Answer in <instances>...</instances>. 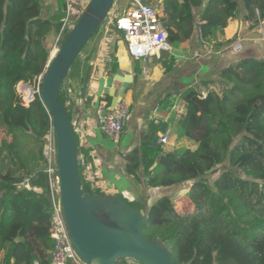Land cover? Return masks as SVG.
I'll list each match as a JSON object with an SVG mask.
<instances>
[{
  "label": "trees",
  "instance_id": "trees-1",
  "mask_svg": "<svg viewBox=\"0 0 264 264\" xmlns=\"http://www.w3.org/2000/svg\"><path fill=\"white\" fill-rule=\"evenodd\" d=\"M158 1L172 49L195 35L202 42L217 40L229 22L239 18L241 8L253 24L250 29L264 23V0ZM56 3V12H51L44 0H0V131L5 132L0 140V264L51 262L52 207L44 137L52 121L41 98L28 107L22 104L17 85L33 84L44 74L52 50L46 40L52 33L57 40L65 17L64 3ZM102 29L78 56L68 86L60 91L72 123ZM117 69L113 59L111 73ZM205 86V96L194 88L183 92L176 112L178 139H187L195 149L166 151L152 146L149 136L123 156L127 174L146 189L189 183L193 210L180 211L174 196L164 192L150 206L114 197L143 214V236L169 248L178 264H264V58H241L220 71L217 84ZM111 101L107 97L108 105ZM76 138L84 192L109 196L87 179L92 158L86 154L82 163L83 149L77 134ZM220 167L219 176L210 182L208 176ZM25 182L31 189L20 186Z\"/></svg>",
  "mask_w": 264,
  "mask_h": 264
},
{
  "label": "crops",
  "instance_id": "crops-1",
  "mask_svg": "<svg viewBox=\"0 0 264 264\" xmlns=\"http://www.w3.org/2000/svg\"><path fill=\"white\" fill-rule=\"evenodd\" d=\"M127 5L125 0L117 2L115 13L123 14ZM244 16L241 8L239 18L230 21L224 35L217 40L202 42L195 35L180 48L163 50L149 59L132 58L123 34L115 30L106 34L102 29L85 96L91 104L86 106L84 100L80 99L73 119L74 130L83 149L81 157L88 154L92 158L85 171L89 181L109 196L122 195L129 202L142 201L147 206L164 194L165 189H146L128 175L123 156L140 146L142 140L149 136L152 146L158 144L166 151L182 147L196 148L187 139H178L176 133V112L182 93L194 88L205 96L208 88L204 85L212 81L217 84L220 71L225 67L245 57L264 58V31L261 26L250 29L253 24L247 22ZM55 40L56 34H50L46 40L47 47H53ZM228 41L231 43L226 44ZM237 42L243 45L241 52L234 50ZM101 44L104 45L103 56L111 58L105 66L101 62ZM54 50L55 46L50 58ZM113 59L118 62L116 73H111ZM107 78L113 80L110 87L107 86ZM107 97L112 98L109 105ZM100 100L106 103L107 113L121 100L130 106L124 133L117 142L109 139L97 125L95 109ZM163 138L167 139V143H161ZM188 187L189 183L171 188L174 189L172 196L183 200Z\"/></svg>",
  "mask_w": 264,
  "mask_h": 264
},
{
  "label": "water",
  "instance_id": "water-1",
  "mask_svg": "<svg viewBox=\"0 0 264 264\" xmlns=\"http://www.w3.org/2000/svg\"><path fill=\"white\" fill-rule=\"evenodd\" d=\"M115 1L90 0L77 23L58 44L43 74L41 98L57 137L63 215L72 246L85 264H115L121 259L139 264H178L169 248L143 236V214L139 210L120 198L84 192L74 126L66 106L60 102L61 88L68 86L74 62L101 27ZM90 72L91 68L82 86V100ZM106 82L110 87L113 80L107 78Z\"/></svg>",
  "mask_w": 264,
  "mask_h": 264
},
{
  "label": "built area",
  "instance_id": "built-area-1",
  "mask_svg": "<svg viewBox=\"0 0 264 264\" xmlns=\"http://www.w3.org/2000/svg\"><path fill=\"white\" fill-rule=\"evenodd\" d=\"M64 3L65 17L62 28L57 36V45L62 38L70 32L85 11L90 0H61ZM116 0L110 13L105 18L103 30L105 33L117 31L123 34L130 56L134 59H149L165 50L171 51L168 43V34L161 21V4L158 0H125L128 6L121 15L115 13ZM200 24V22H199ZM261 29L264 31L263 23ZM55 46V51L58 46ZM234 50L241 52V42L234 44ZM104 45L101 44V62L105 64L111 61L109 56H103ZM43 74L33 84L20 82L17 85V93L21 97L22 104L28 107L36 97L41 98ZM42 99V98H41ZM106 103L101 101L97 108V125L99 129L112 141L121 139L130 114V106L124 101H119L112 111L106 112ZM161 143H167V139H161ZM44 171L47 174L50 186V199L52 207V227L50 237L53 241L50 264H85L77 255L72 246L69 231L63 215L60 192V177L57 158V137L51 125L44 137ZM82 163H85L82 157ZM20 186L31 189L28 182ZM35 191H40L35 189Z\"/></svg>",
  "mask_w": 264,
  "mask_h": 264
},
{
  "label": "rangeland",
  "instance_id": "rangeland-1",
  "mask_svg": "<svg viewBox=\"0 0 264 264\" xmlns=\"http://www.w3.org/2000/svg\"><path fill=\"white\" fill-rule=\"evenodd\" d=\"M44 4H45V6H47V7H49V9H50V11L51 12H56V10H57V3H56V0H44ZM69 33V32H68ZM67 33V34H68ZM66 34V35H67ZM65 35V36H66ZM65 36L62 38V39H64L65 38ZM54 49V46L52 47V50ZM4 135H5V132L4 131H0V140L4 137ZM29 148L31 149V147H30V145H29ZM223 169V167H220V168H218L216 171H215V173L216 172H218V171H221ZM212 173V174H210L209 176H208V179H209V181L210 182H212L213 180H214V178H216V177H218L219 176V174L218 173ZM166 191L164 192L167 196H172L173 194H174V189H165ZM105 194L106 195H108V193H106L105 192ZM177 198V197H176ZM175 198V196H174V200H175V202H177V207H178V209L180 210V211H182V212H185V211H187V210H189V211H191V210H193V204L189 201V199H188V196H185V198L182 200L181 198V200L179 199V200H177ZM127 263L128 264H138L137 262H135V261H133V260H128L127 261Z\"/></svg>",
  "mask_w": 264,
  "mask_h": 264
}]
</instances>
